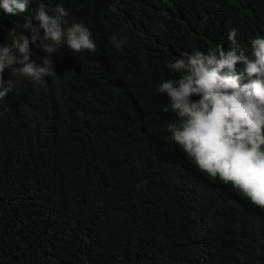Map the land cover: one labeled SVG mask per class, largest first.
<instances>
[{"label":"trees","instance_id":"16d2710c","mask_svg":"<svg viewBox=\"0 0 264 264\" xmlns=\"http://www.w3.org/2000/svg\"><path fill=\"white\" fill-rule=\"evenodd\" d=\"M72 1L73 23L104 4L122 9L119 0ZM37 7L0 9V46ZM173 8L189 24L151 23L167 36L158 69L139 77L122 67L121 95L102 43L92 54H52L55 75L39 85L5 70L15 88L0 98V264H264V213L183 155L167 127L176 114L158 92L178 75L165 61L182 39L181 50L206 53L227 48L235 28L250 50L264 36V0H173ZM114 35L121 30L104 38ZM144 46L131 41L125 52ZM44 55L33 46L30 59Z\"/></svg>","mask_w":264,"mask_h":264},{"label":"clouds","instance_id":"9594fccd","mask_svg":"<svg viewBox=\"0 0 264 264\" xmlns=\"http://www.w3.org/2000/svg\"><path fill=\"white\" fill-rule=\"evenodd\" d=\"M32 2L0 0V9L16 16ZM36 2L35 15L25 19L22 31L13 29L12 41L0 46V98L15 88L12 79L3 78L6 69L39 85L46 76L55 75L52 54H92L99 43L107 50L112 86L121 95L122 67H130L139 77L147 75L146 66L151 73L158 69V54L167 36L152 29L151 23L157 17L177 20L181 26L191 20L184 12H175L173 0H119L118 13L111 14L104 4L93 10L87 22L77 18L78 23L70 20L72 0ZM118 29L121 39L104 38ZM238 35L235 28L229 30L227 48L218 44L206 53L181 50L187 45L182 39L173 48V57L165 61L169 71L178 75L160 83L158 92L169 100L164 110L176 114L167 127L183 155L199 172L226 183L264 213V36L251 39L249 50ZM131 41L145 46L128 54L125 49ZM33 46L46 54L41 64L30 59ZM0 109L6 108L0 105Z\"/></svg>","mask_w":264,"mask_h":264}]
</instances>
